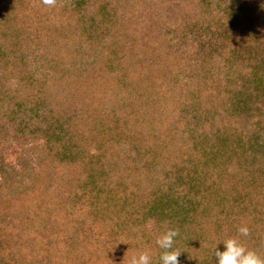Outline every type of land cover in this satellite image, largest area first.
I'll use <instances>...</instances> for the list:
<instances>
[{"label": "rangeland", "instance_id": "374dc122", "mask_svg": "<svg viewBox=\"0 0 264 264\" xmlns=\"http://www.w3.org/2000/svg\"><path fill=\"white\" fill-rule=\"evenodd\" d=\"M4 1L3 4H6V7L0 9V47L4 48L1 52L5 54L4 57L0 55V77L4 75L1 69L11 67L9 64L6 65L5 61L7 60V62L21 65L19 69H16L17 71L24 69L30 75H33L37 79L39 78L43 82H45L46 77L54 76V70L52 69L54 64L57 63L56 67H58L61 61L66 63L70 60L69 57H61V54L59 55L57 52V48L62 49L64 44H60V46L57 44V47H55L53 42L55 40V27L57 31L61 27V29L67 31L65 33H69V31H79L78 33H80L82 27L89 24L93 26L94 30L95 28H99L100 32L98 34H100L102 31L105 33L109 29L107 22L109 23L111 20L113 21L112 34L106 32L105 35L108 39L110 38V42L112 40L116 42L115 52L124 55L122 51L124 50V52H129V54L127 53L129 57L142 55V58L146 62L153 60L160 65L164 61L170 62V56L171 62L180 59L181 55L190 57V54L194 51L195 42L198 41L195 39V34H189L188 32L190 31V28H188L190 24L187 22L182 24L177 16L187 13L198 15V17L202 18L206 13L200 7L205 6V9L208 7V0H140L141 10L135 11L134 9H130L132 0H86L84 2L87 3V7L100 8L101 10L93 22L89 17H86L84 21L79 18V12H76L78 0H57L54 8L44 5L42 0ZM214 2L218 4L219 2L221 4L224 2V10H227V14H233L234 18L216 21L219 27L217 31H213L210 34L204 31L202 34L208 41L204 42V45H206L204 53L206 55L201 56L205 60L203 62L206 63H204L206 65L204 70L200 68L201 74L193 68L198 67L199 62H201L199 61L198 64H193L192 67L186 66L177 71L171 70L167 76L162 77L161 80L167 83L171 82L176 90L167 89V91L160 92V90H157V87L147 89V85L143 84L138 86L136 93L133 91L131 98L128 97L131 92H128L122 94L126 99L119 96V100L116 97L117 95L111 91L108 93V89L111 86L108 85L106 72H102L101 70L96 71V76H94L93 71L88 69L90 66L87 65V68L83 69V67L81 69V75L76 74L77 77H72L73 73L66 75L65 78H61L59 74L56 75L60 79L57 81L60 82V85L66 84L65 86L75 88L76 100L68 101L64 107L60 108L59 99L62 95L59 94L60 92L56 94V90L54 91L56 95H52L53 99L57 101L50 103V106L46 109V105L50 102V99H47L50 92L45 85L34 82L35 87H31V91H28L29 87H24L21 90L18 87V76L16 79L11 76L12 78L8 84L13 90L17 89L15 93L11 94H14L13 96L16 98L13 99L10 96V98H6L4 101L16 107L21 104V110L27 107V110L30 111L27 112L25 110L23 112L24 115L16 120L18 123L6 122L4 113H0V119L4 124H1L0 121V226H5L8 223L13 224L22 217H24L23 222L29 219L30 211L25 206H21L22 197L25 194V189L28 187L29 190H27L26 194L27 196L29 195V199L32 193H36L34 199L38 201L35 205L38 209L42 206L40 210L43 212L48 213L47 211H49L56 214L59 208L60 211L58 213H61L57 215L58 221H60V218L64 219L62 210L73 206V201L77 200V198L79 199L82 193H86V201L91 206L95 204V210L85 211L83 217H90V219L85 221L84 218L82 222L76 220L74 223L76 230L72 233L73 236L63 239V242L69 238H75V241L81 242L83 240L88 246L94 247L92 252L87 251L82 254L83 256L80 258L81 264L92 263L95 260V256L99 259V256L103 253V249L107 247L106 244L109 245L108 243L110 245L132 244L134 247L138 245L139 250L125 258L128 262L137 252L145 250V248L157 246L155 240L164 231L162 229L165 227L162 218L171 220L174 217L173 222L179 219L186 224L187 220H184L185 215L183 214V211L186 210L183 209L189 203L180 200L181 203L179 204L183 208L176 211L174 209L170 210L169 205L165 201L167 195L170 194L169 189H171L172 194L173 191H176L177 196L180 194L183 199L191 198L192 201L194 200L192 199L194 198L192 191H195V196L199 199L198 192H201L203 195L204 190L209 189L212 194L209 201L213 204L220 200L223 201L226 192L220 195L219 180L215 179L217 177L213 174V172H219L220 168H216L217 166L211 167L212 177L210 179L208 177L210 172L209 167H206L201 162L193 165L195 159L198 160L200 157H203V153L199 145L200 142H198L196 137L197 131H184L185 133L180 136L181 130L186 128L187 122L185 117L182 116L183 111L179 109V103L182 99H185L184 105H188V101L190 102L191 98H195L194 104H202L201 106L207 108V104L201 100V91L204 92L207 90V87H210L209 83L212 84L208 76H215L217 74L218 76L222 75L220 77L223 79L226 75L230 74V72L229 74L224 73L230 67L232 76L233 74L235 75L233 78H237L238 80L235 79L234 83L226 82V84L238 88L239 91L243 88L244 93L247 94L252 95V93L256 92L253 89L258 87L256 83L241 81L242 77L247 74L241 64V60L243 59L235 60L232 62L233 64L228 63L227 58L231 57V53L230 49L226 46L233 44V46L236 45V48H238L239 45L247 44L254 40L256 33L248 29L247 25L248 23L249 25H256L264 21V0H220L219 2ZM193 5H199V8H195ZM126 7L130 9V12L127 14L125 12ZM107 14L109 15L107 16L108 20L105 18ZM193 15L191 16L193 17ZM138 22L139 25L137 24ZM53 25L57 26L53 27ZM151 29H154V33L151 32ZM156 30L166 32L167 39L164 38L165 40L163 41L161 36H157ZM81 33L84 35L83 31ZM186 36L189 37L186 39ZM89 53L90 51H87L85 55L89 56ZM201 54L203 55V53ZM240 54L242 57L247 58L245 59L247 61H261L262 59L261 55L253 51L249 52L246 48H243ZM190 62L191 59L189 58L185 64H190ZM13 75L15 74L13 73ZM189 76H191V80L193 79L190 83H188ZM157 77L159 78V76ZM75 78H79L77 84H82L80 89L76 85L77 80ZM120 79L121 77L117 75H112L110 78L111 81H119ZM177 79L179 82H177ZM243 79L245 80L246 78L243 77ZM161 85L163 86L161 89H164V86H166L164 83H158L157 86ZM3 87L7 88L6 85ZM155 90L159 93L157 94ZM187 91L193 92V95L189 96L187 94V96L183 97V92L187 93ZM244 93L240 97L237 96L240 99V103L234 102L232 112H234L236 106L242 104V99H247ZM28 95L30 97L26 98ZM57 95L60 97L59 99ZM81 96L80 102L75 104L78 100L77 98ZM148 96L156 97L147 104L146 99ZM88 99L92 101V105ZM258 100L259 104L263 102L264 95L259 97ZM0 103H2L1 96ZM129 104L134 105V107H130ZM88 106H91L92 111H87ZM164 108L168 113L163 110ZM31 109L35 112L31 113ZM51 109L53 112L59 111V116L55 123L50 113ZM81 112L85 118V123H88L86 121L92 115L89 122L90 125H97L99 129L106 127L104 129L106 131L97 132V134L85 131V128L81 125L80 118L76 117V113ZM105 113L107 114L105 115ZM34 117L35 119H33ZM117 119L119 122L116 123L117 125H114ZM188 120V122L195 124L193 117H189ZM243 120L244 118L237 113L235 117H228L226 121L221 119L217 124L221 131L223 129L224 133L231 134L236 133L239 128L243 129ZM163 123H165L166 127L162 131ZM245 123L247 128L252 130L250 126L251 121L247 120ZM167 127L169 129L166 130ZM165 130L166 134H164ZM51 135L57 141L59 140V142L54 140L53 144L45 145L46 137ZM132 144L138 147V155L131 152V149H133ZM101 147L104 149L101 154V161L107 163L104 167L105 171H101L104 174L103 178L105 177L104 180L111 183L112 190L123 193L122 195L127 199L128 204L123 210L117 208L114 210V212H117V218L112 224L109 221L107 222L111 214H107L104 211L103 207L100 206L99 199L96 198L98 197V188L103 187L100 184L99 176L92 180L89 175L90 173H88V168L99 171L98 168L102 166L100 162L87 165L90 160L86 158L89 151L93 154L101 153ZM35 148L51 150L46 158L43 174L37 173L39 161L37 160L38 153L35 152ZM128 149L130 152H128ZM83 151L87 153L85 155L86 159L82 158L81 152ZM62 156H65V158L74 156L76 160H66ZM184 157L191 160V163L186 165L185 170H180L182 162L187 161ZM118 162L120 164L116 165ZM181 175L184 176L183 180H181ZM32 178L36 179L33 181ZM172 180L173 185L171 188V184L169 183ZM34 184L36 185L35 187H33ZM193 185L196 186V189L191 188ZM233 187V183L229 185V188ZM93 190L96 197L92 192ZM244 192L246 193L247 190L244 189ZM244 192L243 194H245ZM248 192L253 198L256 196L249 189ZM261 192L263 194L264 189L263 191L262 189H257L255 194H260ZM233 195L235 194L233 193ZM228 197V199H225V202L216 204L212 212H209L205 218L206 223L204 222L205 225L202 227L204 229H210L211 227L215 229L217 226L216 222L223 221L224 219V212L222 210L224 203L226 204L228 201L229 205L232 202L233 205L239 208L238 211L235 210V214L232 217L246 224L249 222V224L263 226L264 234V212L255 211V206L251 208L245 207L246 210H243L239 206L238 201L231 199L230 194ZM156 200L158 201L157 203ZM147 201L151 203V206L145 205ZM255 201H258L260 207L263 206L260 199L246 200L250 204L255 203ZM58 202L61 203L58 205ZM54 203L57 206H54ZM160 203L162 204L160 205ZM135 211L140 212L136 213V216L133 217V212ZM68 212L71 213L70 208ZM78 212L81 215L79 209ZM76 213L77 211H75ZM155 216H158L156 223L154 222ZM120 217L121 219L118 221ZM125 220H127V223L124 224ZM149 221L153 222L151 228L147 226ZM177 224L174 222L175 226L173 227L179 228L180 233H184L187 236L191 232L187 228L184 229L185 224L181 225V227ZM31 228L35 230L34 226ZM58 236H60V233ZM0 237H2L1 230ZM201 238L198 235L191 237L192 246H188V236V243L185 236L181 235L175 238L176 245H178L177 249L182 250L181 247L187 246L184 247L185 253L187 252V248L191 252L189 257L181 261V264H191L190 261L196 257V254L202 256L200 250L204 243H207L206 245L208 246L207 260L217 262L215 254L210 248H222L224 246L223 242L227 239L226 235L221 231L216 232L214 236L212 235L210 241L203 238L202 240ZM96 239L99 243L95 242ZM200 240L202 241L201 245L199 244ZM89 241H92L93 245ZM260 248L264 250V244ZM82 249L89 250V247H83ZM32 252L34 253L32 250L25 256V259L30 260L28 264H34L37 261L35 259L36 256L32 255ZM110 254H114V251ZM152 262H154L153 259ZM155 262L157 264L158 260H155Z\"/></svg>", "mask_w": 264, "mask_h": 264}, {"label": "trees", "instance_id": "16d2710c", "mask_svg": "<svg viewBox=\"0 0 264 264\" xmlns=\"http://www.w3.org/2000/svg\"><path fill=\"white\" fill-rule=\"evenodd\" d=\"M86 0H78V5L76 12H79L78 16L83 21L86 17H89V19L93 20V22L96 20L97 14L101 11L100 8H94V7H87L85 3ZM140 0H132V4L130 9H134L135 11L141 10V6L139 3ZM214 1L219 2L220 0H208L207 9L203 7H200L202 10H205L206 15L204 14L203 17H198V15L193 14H187L185 15H179L177 18L181 21V23H189L190 28L189 34H195V39L198 41L195 42V48L194 51L189 56H183L180 59H178L175 62H171V56H170V62L164 61L163 64H160L156 61H148L146 62L144 58H142V55L135 56V57H129V52H124V55H120L116 50V42L112 40L110 42V38L105 35V33H111L113 29V21L107 22L109 29L104 33L103 31L98 34L99 28L93 29L92 25H89L87 23L86 26L82 27L81 32L83 31L84 35L77 31H69V33H65L67 31H64V29H61L59 27L58 31L55 27V40L54 45L57 47V44L60 46V44H64V47L57 48V52L59 55L61 54V57H69L70 60H68L66 63L59 64L58 67H56V64L53 66L54 70V76L46 77L45 82L40 80L39 78H35L33 75H30L29 72H26L24 69L22 70H16L21 67L20 64H13L12 62L5 61L6 65H10L11 67L8 69H1L4 73L0 77V96L2 98V103H0V113H4L6 122H15L18 123L16 120L22 117L23 112L27 110L28 108L25 107L23 110H21V104L19 106L11 105V103H8L4 101L6 98L15 96L11 95L12 93H15V90H13L8 82L13 77L16 79L18 76L19 79H17V82L19 83V86L21 90H23L24 87H29L28 91H31V87L34 86V82L36 84L45 85L47 89L50 92V95L48 93L47 99H50L48 102V105H46V109L50 106V103L56 102V99H53V95L59 94L62 95L61 98L58 97L60 102V108L64 107L66 105V102L68 101H74L76 100L75 96V88L73 89L72 86H65L60 85V82H57L59 77L56 75H60L61 78H65L66 75H69L73 73L72 77H77L76 74L81 75V69L87 68L93 71L94 76H96V71H104L106 72V77H108L109 82V91L117 95L116 97L124 98L126 99L122 94L129 93V98H131L133 91L136 93V89L138 86L146 84L147 89H154L153 87H157V90L161 91H167L174 90L175 87L171 84V82H164L162 77L167 76L171 70H178L182 69L186 66L192 67L193 64H198V67H193L196 69V71L201 74L202 71L206 68V65H204L205 61L203 57L206 54L204 53L205 46L204 42L208 41L207 38H205L202 34L205 32H211L217 31L218 25L216 21H222V20H229L233 19V14H227V10H224L223 6H225L224 2L222 4L219 2L216 3ZM262 1V0H261ZM5 1L0 0V9H3L6 7V4H3ZM206 2V1H205ZM200 4V1H199ZM264 4V3H263ZM195 8H199V5H193ZM86 7V8H85ZM130 9L128 7L125 8L126 14L130 12ZM264 9V8H263ZM238 10V9H237ZM123 13V12H122ZM193 15V17L191 16ZM109 16L108 14L105 15L106 20ZM205 16V17H204ZM91 22V23H93ZM111 22V23H110ZM139 25V22L137 23ZM138 25H136L138 27ZM57 26V25H53ZM257 26V27H254ZM98 27V26H96ZM136 27V28H137ZM248 29L254 31L256 33V36L252 42H248L247 44L239 45L238 48H236V45L233 46V44L230 46H226L230 49L231 57L227 58L228 63L233 64L235 60H241L242 67L245 71L246 76H243L246 78L245 80L242 77V82H251L256 83L258 87L253 88L256 90L255 93L247 94L244 93V89L241 88V91L238 90L236 87L229 86V84H226V82H232L234 83L237 78H233L235 76L231 73V67L229 70L224 71V73L230 74L226 75L225 78H221L217 74L215 76H208V79L212 82V84L209 83L210 87H207V90L204 92L201 91V100L205 104H207V108L204 106H201L202 104H194L195 98H191L190 102L188 101V105H184L186 100L182 99L179 103V109L180 111H183V115L186 119L187 126L186 128H183L181 130V135L185 133L184 131H197V140L200 142L201 152L203 153V157H200L198 160H194V164H199L201 162L206 167L210 168V172L208 174V177L211 179V167L217 166L216 168H220V171L217 173H214V176H216L217 180H219L220 184V195L226 192V195L223 198V201L220 200L217 203H212L209 201L211 198V191L209 189L204 190V193L202 195L201 192H198V198L195 196V191H192V195L194 196L193 201L191 198L183 199L182 196L179 194L177 196V192L173 191V194L171 193L167 195L166 197V203L169 205L170 210L174 209V211L182 209L181 205L179 203L180 200L187 201L189 203L187 207H185L183 210L184 220L186 219L187 222L185 224L184 221H180L179 219H176L174 222L181 227L185 224V228H187L189 231H191L188 236L189 245L192 246L191 243V237L193 236H201L204 240L208 239L210 241V237L216 232H223L226 235V238L238 236V228L245 224V222H242L241 220H238L237 218L232 217V215L235 214V210L238 211V207L233 205L231 202L230 205L227 203H224L223 206V212H224V219L223 221L216 222L217 226L215 229L212 227L210 229H204L202 226L205 225L204 222L206 221L205 218L209 214V212H212V210L215 208L216 204L225 202V199H228L229 194L233 201H238L239 206L244 210H246L245 207L251 208L252 206H255L257 212H264V192L260 194H255L257 189H264V101L259 104L258 98L264 95V21H262L259 24L256 25H247ZM138 29V28H137ZM150 29V28H149ZM148 29V30H149ZM53 30V29H52ZM157 31V30H156ZM151 32L154 33V29H151ZM145 33V32H144ZM112 34V33H111ZM188 34V35H189ZM157 36H161L163 41L167 39V33L164 31H157ZM189 36H186V39ZM165 38V39H164ZM110 40V41H109ZM45 43V42H44ZM243 48H246L249 52H256L258 55H261L262 57L261 61H247L245 57H242L240 54ZM4 49L3 47H0V55L4 57L3 52L1 50ZM164 49L167 50V48L164 47ZM56 50V49H55ZM87 51H90V55H85ZM209 52V51H208ZM207 52V53H208ZM128 53V54H127ZM203 53V55L201 54ZM118 54V55H117ZM212 54V51H211ZM58 55V57H59ZM85 55V58H84ZM210 55V52H209ZM128 56V57H127ZM239 56V57H238ZM189 58L191 59L190 64H185ZM202 58V60H201ZM4 59V58H3ZM87 59V60H86ZM55 61V60H54ZM57 61V60H56ZM59 61V59H58ZM162 62V61H161ZM195 62V63H194ZM244 62V63H243ZM158 63V64H156ZM202 63V65H201ZM206 64V63H205ZM229 65V64H228ZM200 66V67H199ZM21 69V68H20ZM234 71V70H233ZM148 72V73H146ZM163 72V73H162ZM8 73H10L8 75ZM13 73L15 75H13ZM80 73V74H79ZM23 74V75H22ZM240 74V72H239ZM25 75H27L25 77ZM112 75L120 76L121 79L119 81H111L110 78ZM225 75V74H224ZM12 76V77H11ZM159 76V78L157 77ZM228 76V77H227ZM58 79H57V78ZM231 77V78H230ZM236 79V80H235ZM77 80L76 85L79 86L78 89H80L82 84H77L79 81V78H75ZM188 83H190L191 76L188 77ZM224 80V81H223ZM111 81V82H110ZM177 82L178 79H177ZM238 82V81H237ZM48 83V84H47ZM66 83V82H65ZM158 83H164V89L161 86H157ZM173 83V82H172ZM7 86V88L3 86ZM75 85V86H76ZM235 85V84H234ZM9 87V88H8ZM18 88V89H20ZM199 89V87H197ZM196 89V90H197ZM201 89V88H200ZM57 90V93L55 94L54 91ZM72 90L73 94H72ZM176 90V89H175ZM202 90V89H201ZM52 91V92H51ZM156 91V90H155ZM157 94L159 93L156 91ZM246 94L247 99H242L240 106H236L233 111V105L234 102L237 101V103H240V99L237 98ZM163 94V93H162ZM183 97L187 96V94L193 95V92L187 91L183 92ZM31 95V94H30ZM30 95H28L26 98H29ZM72 96V97H71ZM156 96H148L146 99L147 104L149 101H152ZM82 96L80 98H77V102L75 104H78L81 100ZM119 98V100H120ZM200 100V101H201ZM48 101V100H47ZM88 101H91L88 99ZM198 101V102H200ZM254 101V102H252ZM4 102V103H3ZM144 102V103H146ZM46 103V102H45ZM92 101L90 102V104ZM250 103V104H248ZM86 104V102H85ZM94 104V103H93ZM92 105V104H91ZM45 106V105H44ZM42 106V107H44ZM131 107L132 104H129ZM15 107V109H14ZM134 107V105L132 106ZM40 108V107H39ZM94 108V107H93ZM96 108V107H95ZM92 111L91 106H88L87 111ZM166 113L167 110L164 108ZM30 110H27L29 112ZM31 113L35 112L31 109ZM9 112V113H8ZM49 113V112H48ZM53 117L54 123L57 121V117L59 116V111H50ZM108 113V112H107ZM105 113V115L107 114ZM237 113L240 114L244 118V122H242L243 129H240L236 133H224L223 129L222 131L219 128V125L217 124L221 119L223 121H226L228 117H235ZM235 115V116H233ZM1 116V117H4ZM99 116V115H98ZM76 117L82 122V127L85 128V131L88 133L97 134V132H104L106 130L99 129L97 125H90V119L92 118V115L89 119H87L88 123H85V118L82 116L81 113H76ZM100 117V116H99ZM189 117L194 118L195 124L192 122H188ZM203 117V118H202ZM101 118V117H100ZM35 119V117L33 118ZM120 119V118H119ZM110 120V118H108ZM121 120V119H120ZM138 120V119H137ZM251 121V128L252 130H249L247 128V125L245 121L247 122ZM1 124H3L2 120L0 119ZM165 121V120H162ZM24 122V121H23ZM21 122V123H23ZM79 122V121H78ZM119 120H115L114 125H117ZM34 123V120H33ZM105 125L104 123H102ZM4 125V124H3ZM78 126H80L77 123ZM163 127L161 130L163 131L166 127L165 123L162 124ZM217 125V126H216ZM81 130V128H79ZM77 129V130H79ZM169 129L168 127L166 130ZM79 130V131H80ZM109 130V129H108ZM166 130L165 133L166 134ZM214 131V132H213ZM215 133V134H214ZM101 137V136H100ZM104 138V137H102ZM202 139V140H201ZM57 139L54 136H48L46 137V143L47 144H53V141ZM108 142V140H106ZM105 141V143H107ZM59 142V140L57 141ZM197 142V143H198ZM132 143V141H130ZM133 145V144H132ZM89 146V145H88ZM36 149V148H35ZM101 153L99 154H93L90 151L88 152L87 157L85 156L87 153L85 151L81 152L82 158L86 159L89 158L90 162L87 163H102V166L99 169V171H94L89 169L90 177L92 180L99 176L100 184L103 185V187L98 188V197L95 196V189L92 191L94 196L99 199L100 206L103 207L104 211L107 214H111V216L108 217L107 222L109 221L111 224L112 222L117 218V212H114V210L117 209H124L128 206L127 199L123 197V193H119L116 190H112L111 183L106 182L105 177L103 178L104 174H102L101 171H105L104 167L105 164H107L105 161H101V154L103 153V147L100 148ZM37 154V160L39 161V170L38 174H43L44 166L46 163V158L51 152V150H42V149H36ZM128 152L130 150L128 149ZM131 152L138 155L139 150L137 146L133 145V149H131ZM120 153V152H119ZM65 158V156H62ZM74 157V156H72ZM65 158L66 160L71 159L72 161L76 160V157L74 158ZM86 157V158H85ZM187 159L186 157H184ZM212 158V159H210ZM224 164H223V163ZM191 163V160L182 162L180 166V170H185L187 167V164ZM120 164L118 162L116 165ZM221 165L225 166L222 167ZM222 169V170H221ZM219 170V169H218ZM224 172V173H223ZM92 173V176H91ZM34 177V176H32ZM36 178H32L34 181ZM173 179V178H172ZM184 179V176L181 175V180ZM243 181H245L243 183ZM234 185L233 188H229V185ZM171 188L173 185V180L170 182ZM175 185V183H174ZM36 185L34 184L33 187ZM49 186V185H48ZM101 186V185H100ZM170 187V186H169ZM37 188V187H36ZM50 188V187H49ZM192 189H196V186L193 185L191 187ZM238 188V190H237ZM240 188V189H239ZM228 189V190H227ZM244 189L247 190V192H244ZM248 189L250 192L254 193L253 196L248 192ZM29 190V187L25 189V194L22 197L21 200V206H25L26 209H28L29 212V219L24 221V217L17 220L13 224L8 223L7 225L0 226V230L2 231V237H0V264H28L29 259H25V256L31 252L32 250L34 253L32 255H35V259L37 260L34 264H81L80 258L83 256V253H86L87 251L92 252L94 247L88 246L85 244V241L79 242L78 240L75 241V238H69L67 241L63 242V239L68 238L70 236H73L74 230H76L75 222L76 220L85 221L90 219V217H83V214L85 211H93L95 210L93 206L89 204L87 200L86 193H82L77 200L73 201L74 205L70 206L71 213L68 212L69 208L66 210H62L63 212V218H60V221H58L57 215L61 212L56 214L51 213L49 211L43 212L42 206L38 209L36 205V202H38L35 198L36 193H32L30 199L29 195L27 196L26 192ZM224 190V192H223ZM161 191V190H160ZM162 192V191H161ZM243 192L245 194H243ZM232 193V194H231ZM233 193L235 195H233ZM163 194V193H161ZM173 195V196H172ZM228 195V196H227ZM232 195V196H231ZM192 196V197H193ZM236 197V198H235ZM235 198V199H234ZM75 199V198H74ZM257 200L260 199L263 206H259L258 201L253 202V204L247 203L246 200ZM44 201V199H43ZM158 201L156 200V203ZM61 202H58V205ZM245 203V204H243ZM149 204V205H147ZM162 203H160L161 205ZM54 206H57L55 203ZM146 206H151L150 202L145 203ZM164 205V204H163ZM238 205V204H237ZM30 206V208H29ZM98 206V205H97ZM237 208V209H236ZM240 208V209H241ZM78 209L81 211V215L78 212ZM46 211V210H45ZM75 211L77 213L75 214ZM140 211L133 212V217L136 216V213ZM163 214H166L162 212ZM79 215V216H77ZM68 216V217H67ZM67 217V218H66ZM161 217V216H159ZM66 218V219H65ZM155 223L157 222L156 218L158 216H155ZM162 218V217H161ZM121 219V217L118 219V221ZM123 219V218H122ZM164 223L165 221L169 222L167 224V227H173L175 219L172 217L171 220L162 218ZM161 220V219H160ZM159 220V221H160ZM123 222V220H122ZM127 223V220H125L124 224ZM154 223V224H155ZM206 223V222H205ZM10 224V225H9ZM214 224V223H213ZM211 224V225H213ZM248 227L250 228L251 234L248 237H240V239L246 244V246L250 249H256L257 252L264 257V250L260 248L261 245L264 244V234H263V226L256 225V224H249L247 223ZM32 226H34L35 230H32ZM154 230V227H153ZM165 230V227L162 229ZM156 231V229H155ZM194 231V232H192ZM203 231V234H202ZM60 233V236L58 234ZM211 235H210V234ZM159 235V234H158ZM185 236L186 242L187 236L184 233H180L179 236ZM201 238V239H202ZM85 239V238H84ZM202 239V240H203ZM96 243H99V241L96 239ZM201 240L199 244L201 245ZM90 244L93 245L92 241H89ZM106 244L107 247L103 249V253L101 256H99V259L95 256V260L90 264H126L127 260L125 259L128 256H131L134 252L139 250L138 245L134 247L132 244H112L108 243ZM149 244V243H148ZM147 244V245H148ZM207 243H204L201 251L202 256L200 254H196V257H194L190 263L191 264H217V262L212 260H207ZM130 245V246H129ZM178 245H176V240L174 241L173 248L177 249ZM83 247H89V250H83ZM183 246L181 247L182 250H180L181 256L180 261H182L184 258H187L191 255V252L189 248H187V252L185 253V249ZM97 248V247H96ZM133 248V249H132ZM135 248V249H134ZM180 248V249H181ZM219 249L221 251L224 250V246L221 247H211L210 249L215 254L216 249ZM150 250L152 254V259L154 262L152 264H156L155 260H158L157 264H162L160 260V256L162 253V249H160L158 246L153 248H145V250ZM112 251H114V254H110ZM106 252V254H104ZM210 254V253H209ZM45 255V257H43Z\"/></svg>", "mask_w": 264, "mask_h": 264}, {"label": "clouds", "instance_id": "9594fccd", "mask_svg": "<svg viewBox=\"0 0 264 264\" xmlns=\"http://www.w3.org/2000/svg\"><path fill=\"white\" fill-rule=\"evenodd\" d=\"M42 3L49 8H54L57 0H42ZM152 221L148 222V227L151 228ZM169 222L165 221V230L157 236L155 243L162 249L160 260L162 264H181V251L174 249L173 244L175 238L179 236V228L167 227ZM238 236L227 238L224 244V250L218 248L215 251L217 264H264L262 257L256 250L250 249L240 239V237H248L251 234L248 225L242 224L238 228ZM127 264H152V254L150 250H142L134 254Z\"/></svg>", "mask_w": 264, "mask_h": 264}]
</instances>
